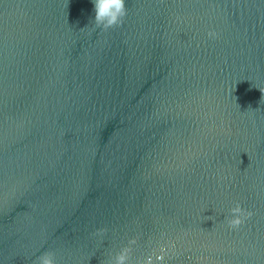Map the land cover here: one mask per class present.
I'll return each instance as SVG.
<instances>
[{
    "label": "water",
    "instance_id": "1",
    "mask_svg": "<svg viewBox=\"0 0 264 264\" xmlns=\"http://www.w3.org/2000/svg\"><path fill=\"white\" fill-rule=\"evenodd\" d=\"M126 7L0 0V264H264V0Z\"/></svg>",
    "mask_w": 264,
    "mask_h": 264
},
{
    "label": "clouds",
    "instance_id": "2",
    "mask_svg": "<svg viewBox=\"0 0 264 264\" xmlns=\"http://www.w3.org/2000/svg\"><path fill=\"white\" fill-rule=\"evenodd\" d=\"M94 23L95 27L102 28L107 31L109 28L121 26L124 23V18L127 16L128 9L126 7V0H94ZM209 38L216 39L219 33L215 30H209ZM231 215L227 217V224L232 229H238L243 225L246 219L254 215L251 210L245 209L239 202L230 209ZM108 231L107 228H100L96 230L95 235L103 236ZM137 243L135 238L131 239L128 245L124 246L117 252L107 264H162L167 255V248L161 246L159 254L153 252L147 255L142 260L134 262L132 259V246ZM174 248V245H171ZM34 264H57L56 253L54 251H45L42 253Z\"/></svg>",
    "mask_w": 264,
    "mask_h": 264
}]
</instances>
